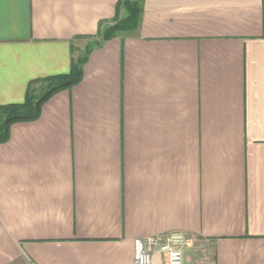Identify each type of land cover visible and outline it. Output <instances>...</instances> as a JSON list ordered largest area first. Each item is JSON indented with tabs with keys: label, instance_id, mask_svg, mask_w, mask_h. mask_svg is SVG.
<instances>
[{
	"label": "crops",
	"instance_id": "crops-1",
	"mask_svg": "<svg viewBox=\"0 0 264 264\" xmlns=\"http://www.w3.org/2000/svg\"><path fill=\"white\" fill-rule=\"evenodd\" d=\"M118 3L0 0V105L68 73ZM170 231L206 245L186 264H264V0H144L0 143V264H136Z\"/></svg>",
	"mask_w": 264,
	"mask_h": 264
},
{
	"label": "trees",
	"instance_id": "trees-1",
	"mask_svg": "<svg viewBox=\"0 0 264 264\" xmlns=\"http://www.w3.org/2000/svg\"><path fill=\"white\" fill-rule=\"evenodd\" d=\"M144 0H119L116 16L109 25L98 29L94 45L87 43L85 53L72 60L68 73L57 74L31 81L20 103L0 105V143L9 138L10 126L16 122L31 121L38 118L43 103L54 93L77 84L82 77L83 65L95 45L120 34L135 31L140 23ZM123 9V15L119 11Z\"/></svg>",
	"mask_w": 264,
	"mask_h": 264
},
{
	"label": "built area",
	"instance_id": "built-area-1",
	"mask_svg": "<svg viewBox=\"0 0 264 264\" xmlns=\"http://www.w3.org/2000/svg\"><path fill=\"white\" fill-rule=\"evenodd\" d=\"M133 248L136 264H186L185 249H189L195 259L206 254V245L183 231L137 237Z\"/></svg>",
	"mask_w": 264,
	"mask_h": 264
},
{
	"label": "rangeland",
	"instance_id": "rangeland-1",
	"mask_svg": "<svg viewBox=\"0 0 264 264\" xmlns=\"http://www.w3.org/2000/svg\"><path fill=\"white\" fill-rule=\"evenodd\" d=\"M122 10H123V9H122ZM99 38H100V37H98V38H97V37H95V39H94V40H90V41L88 40V43H90L91 45H94V41H95V42H96V41H98V40H99ZM82 52H83V51H82Z\"/></svg>",
	"mask_w": 264,
	"mask_h": 264
}]
</instances>
